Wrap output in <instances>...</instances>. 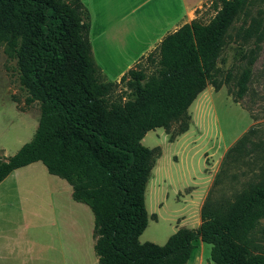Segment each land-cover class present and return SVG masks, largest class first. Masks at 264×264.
Returning a JSON list of instances; mask_svg holds the SVG:
<instances>
[{
    "label": "trees",
    "instance_id": "16d2710c",
    "mask_svg": "<svg viewBox=\"0 0 264 264\" xmlns=\"http://www.w3.org/2000/svg\"><path fill=\"white\" fill-rule=\"evenodd\" d=\"M209 4L213 16L206 23L195 18L182 25L145 57L156 65L153 73L131 68L118 83H103L80 0H0V42L15 58L27 102L39 103L32 138L0 160V182L34 162L63 180L72 200L92 214L97 264H185L196 240L209 245L211 264H264V253L249 236L264 218V140L250 142L252 130L224 155L196 230H176L160 246L138 242L147 225L143 194L156 155L140 141L148 131L186 122L196 96L207 85L219 88L215 62L224 34L249 0ZM249 35L247 29L242 38ZM245 77L236 84L237 99ZM121 83L132 99L110 100ZM241 166L248 169L240 174L250 178L214 197L222 178L234 180L228 171Z\"/></svg>",
    "mask_w": 264,
    "mask_h": 264
},
{
    "label": "rangeland",
    "instance_id": "374dc122",
    "mask_svg": "<svg viewBox=\"0 0 264 264\" xmlns=\"http://www.w3.org/2000/svg\"><path fill=\"white\" fill-rule=\"evenodd\" d=\"M209 5V0H205L197 10V19L202 23L213 16ZM96 28L87 35L92 46ZM247 29L250 35L242 38ZM145 59L133 68L143 70L148 76L156 65ZM215 69L219 88L215 90L207 85L196 96L186 110V122H173L167 130L148 131L140 141L143 147L155 150L156 155L143 194L147 225L138 237L139 243L160 246L176 230H196L200 225L201 205L214 177L223 168L226 152L248 130L254 131L250 142L264 140V0H249V5L232 19L224 34ZM244 73L243 91L237 99L236 84ZM18 77L13 54L4 42H0V149L4 158L12 155L18 143L30 140L39 117V103L36 100L27 102L29 96L20 86ZM117 99H132L124 83L117 84L110 96V100ZM16 109L25 114L19 115ZM182 128L186 130L180 133ZM36 165L41 167L39 163ZM247 169L245 166L231 168L228 174H234V180L230 175L222 178L214 197L228 195L231 187L238 188L246 182L250 174L240 173ZM28 181L31 192L27 196L37 202L38 243L50 239L51 233L54 247L58 240L62 244L65 264L93 263L95 255L89 246L93 228L90 210L83 204H74L72 199L67 201L65 193L55 195V201H50V183L41 176H32ZM30 207L24 206V209ZM50 218L54 219L51 228L45 224ZM77 233L86 251L83 249L74 259L67 253L66 245L72 242L70 235ZM249 236L264 253V218L256 222ZM209 248L196 240L185 264H211ZM53 260L55 262L57 257L53 256Z\"/></svg>",
    "mask_w": 264,
    "mask_h": 264
},
{
    "label": "crops",
    "instance_id": "0c3cea01",
    "mask_svg": "<svg viewBox=\"0 0 264 264\" xmlns=\"http://www.w3.org/2000/svg\"><path fill=\"white\" fill-rule=\"evenodd\" d=\"M204 2L205 0H80L88 14V33L93 27H97L94 45H91L89 38L88 42L100 82L118 83L127 70L157 48L164 36L197 18V10ZM16 112L19 115L25 114L19 110ZM34 125L37 127V123ZM21 145L22 142L17 144L12 155ZM0 151V159H6L2 155L3 150ZM37 163L41 164L34 162L11 171L0 182V264H65L62 244L58 240L54 247L51 233L50 239L46 234L48 238L38 243L37 202H32L27 196L31 192L28 179L37 175L46 179L50 183V201H55L54 196H59L60 193L66 194L67 201L71 200V188L66 183L64 185L55 181L54 178L58 177L48 174L44 166L41 164L39 167ZM24 206L31 207L26 210ZM45 224L51 228L54 219H47ZM80 236L79 233L70 235L72 242L66 245L67 253L74 259L83 249L86 251ZM93 244L92 236L89 240L92 249ZM53 256L57 257L55 262ZM91 264H97L96 257Z\"/></svg>",
    "mask_w": 264,
    "mask_h": 264
}]
</instances>
